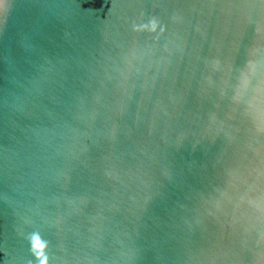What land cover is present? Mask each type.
Returning a JSON list of instances; mask_svg holds the SVG:
<instances>
[{
    "label": "water",
    "instance_id": "95a60500",
    "mask_svg": "<svg viewBox=\"0 0 264 264\" xmlns=\"http://www.w3.org/2000/svg\"><path fill=\"white\" fill-rule=\"evenodd\" d=\"M0 264H264V0H3Z\"/></svg>",
    "mask_w": 264,
    "mask_h": 264
},
{
    "label": "snow or ice",
    "instance_id": "6c2138e0",
    "mask_svg": "<svg viewBox=\"0 0 264 264\" xmlns=\"http://www.w3.org/2000/svg\"><path fill=\"white\" fill-rule=\"evenodd\" d=\"M3 3V0H0V4H2Z\"/></svg>",
    "mask_w": 264,
    "mask_h": 264
},
{
    "label": "clouds",
    "instance_id": "9594fccd",
    "mask_svg": "<svg viewBox=\"0 0 264 264\" xmlns=\"http://www.w3.org/2000/svg\"><path fill=\"white\" fill-rule=\"evenodd\" d=\"M40 247H43L42 245Z\"/></svg>",
    "mask_w": 264,
    "mask_h": 264
}]
</instances>
